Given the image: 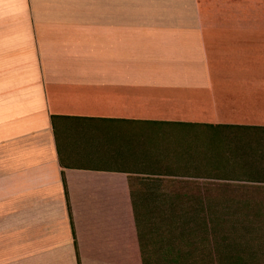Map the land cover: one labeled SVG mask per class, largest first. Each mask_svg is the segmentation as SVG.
I'll use <instances>...</instances> for the list:
<instances>
[{
	"label": "crops",
	"instance_id": "0c3cea01",
	"mask_svg": "<svg viewBox=\"0 0 264 264\" xmlns=\"http://www.w3.org/2000/svg\"><path fill=\"white\" fill-rule=\"evenodd\" d=\"M202 8L0 0V264H223L210 235L136 215L217 199L156 170L150 129L264 134V23Z\"/></svg>",
	"mask_w": 264,
	"mask_h": 264
},
{
	"label": "rangeland",
	"instance_id": "374dc122",
	"mask_svg": "<svg viewBox=\"0 0 264 264\" xmlns=\"http://www.w3.org/2000/svg\"><path fill=\"white\" fill-rule=\"evenodd\" d=\"M200 3L206 23H264V0ZM146 139L165 157V164L156 170L173 176L179 184L206 187L208 196L202 195H215L217 199L208 200L204 207L189 200L178 204V209L138 208V227L144 217L143 222L149 227L157 225L158 232L165 231L160 228L165 225L172 227L174 235L187 234V238L200 233L206 236L214 228V237L222 238L223 246L238 263L249 264L251 259L253 264H264V134L158 126L150 129ZM189 170L195 175L178 177ZM164 253L156 257L161 262L166 258Z\"/></svg>",
	"mask_w": 264,
	"mask_h": 264
},
{
	"label": "trees",
	"instance_id": "16d2710c",
	"mask_svg": "<svg viewBox=\"0 0 264 264\" xmlns=\"http://www.w3.org/2000/svg\"><path fill=\"white\" fill-rule=\"evenodd\" d=\"M202 204H205V203H202ZM208 204V202L206 203V205ZM200 207H204V206H200ZM176 211V209H175ZM213 232H214V228H210L209 231H208V235L207 236H211L212 239H213V253H214V261L220 263L222 262L223 264L224 263H227L229 264L230 262L231 263H234V264H240L237 262V260L234 258V256L230 253V251L228 252L227 251V248H225L223 246V241H222V238L221 237H214L213 235ZM249 264H253V260L250 259V263Z\"/></svg>",
	"mask_w": 264,
	"mask_h": 264
}]
</instances>
